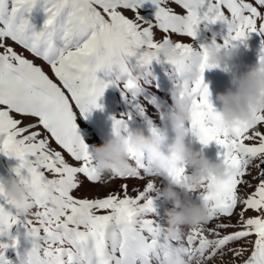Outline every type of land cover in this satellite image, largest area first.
Instances as JSON below:
<instances>
[{
    "label": "snow or ice",
    "instance_id": "6c2138e0",
    "mask_svg": "<svg viewBox=\"0 0 264 264\" xmlns=\"http://www.w3.org/2000/svg\"><path fill=\"white\" fill-rule=\"evenodd\" d=\"M38 3L45 13L39 31L25 16ZM144 3L0 0V154L18 161L12 172L32 189L31 212L21 214L0 182V237L11 242L0 243V264H11L4 250L15 248L21 235L19 228L16 236L11 234L13 226L36 238L44 264H225L226 256H231L230 264H264V109L251 121L224 125L203 78L206 69L220 65L206 62L207 45L196 50L192 43L171 39L180 35L192 41L201 23L220 22L227 28L224 45L245 44L252 33L260 36L257 63H264V0H150L155 7L152 23L137 14ZM129 11L132 18L125 15ZM157 31L162 34L159 40ZM6 40L48 65L55 79ZM169 40L174 51L164 58L173 89L190 107L187 130L203 146L218 145V156L231 168L226 179L209 177L195 191L208 207L207 221L170 239L164 235L165 214L155 204L160 189L156 181L183 187L186 169L157 172L143 154L130 151L132 174H102L75 123L78 116L86 118L102 108L98 100L110 84L122 81L135 99L139 85L129 59L135 57L137 66L147 69L153 60L159 62L158 49ZM53 43L61 48L59 56L49 55ZM101 72L113 78L101 79ZM133 108L112 118L114 132L128 131L134 115H145L144 107ZM25 119L33 122L25 124ZM148 127L156 129L150 120ZM53 141L59 150L51 146ZM114 179L145 183L132 186L135 195L129 194L127 183L102 197L74 195L86 185L109 188ZM242 187L251 191L242 194ZM249 212L253 215H246ZM230 228L234 230L226 231Z\"/></svg>",
    "mask_w": 264,
    "mask_h": 264
},
{
    "label": "clouds",
    "instance_id": "9594fccd",
    "mask_svg": "<svg viewBox=\"0 0 264 264\" xmlns=\"http://www.w3.org/2000/svg\"><path fill=\"white\" fill-rule=\"evenodd\" d=\"M174 46L171 40L162 42L158 49L159 55L169 57L173 54ZM49 55H60L59 44L53 43L48 47ZM239 53V45L229 43H211L207 45L206 62L209 65H221L231 61ZM229 88L218 92L215 101L219 104V117L224 125L233 126L237 122L252 120L253 114L264 109V63H256L244 72L233 71L229 77ZM172 100L171 111L163 113L166 126L149 130L148 134L139 129L128 131H113L100 145L91 147V156L95 166L102 174L113 172L125 175L134 172V165L129 159V152L143 154L147 164L154 171L167 172L177 166L191 169L183 187L171 181H166L159 189V195L169 202L172 207L165 211L164 235L169 239L177 231L192 229L207 221L208 207L191 199V193L197 191L200 185L214 177L217 181L224 180L231 168L222 160L210 161L202 152L196 151L185 143L189 131L185 127L190 118L189 104L182 100L177 91L170 90ZM171 131L170 142L168 132ZM166 147V151L162 150ZM4 191L21 214L31 212L30 193L32 189L17 179L4 181ZM30 244L23 253V259L17 264H44L36 238L22 234Z\"/></svg>",
    "mask_w": 264,
    "mask_h": 264
},
{
    "label": "bare ground",
    "instance_id": "6f19581e",
    "mask_svg": "<svg viewBox=\"0 0 264 264\" xmlns=\"http://www.w3.org/2000/svg\"><path fill=\"white\" fill-rule=\"evenodd\" d=\"M142 5H144L148 9L153 10L155 12V7L150 3L149 0H145V3ZM142 5H140L139 7L142 8ZM154 31H156V30L154 29ZM161 35L162 34L157 31L156 38L159 40ZM260 39H261V37H260ZM242 46L244 47L245 45L242 44ZM28 58H30L31 60H34V61H38V59L34 58L30 53H29ZM249 64L250 63H248V65L242 64L241 69H238L237 67L239 65L236 63L235 66L237 65L236 70H238V71H236L235 69L234 70L237 73L244 72V69L246 70L247 67L249 66ZM150 65H151L150 67L148 66V68L145 69L144 67L137 66L135 57L130 58L129 59V66H130V71H131L132 75L134 77H136V75H138L141 72V78L138 80V81H140L141 85H140V89L137 92L135 99L132 98L130 93L126 92L123 89L122 81L118 82L116 84H110L107 88H105L102 97L98 100V103L100 105H102V108L93 109L91 111V113L88 114L87 117L85 118L87 121L86 127L88 129H90V133H91L90 138H92L93 142L97 146L100 145L102 142L100 141L98 136L92 131L89 123L91 121L98 122L101 127H105L107 130L112 132V118L119 119L122 114H127L130 111H134V108H133L134 105H140V106L144 107L145 115L143 117L138 116V115H134L133 119L131 121H129V124H131V125L141 124L145 127V129L149 130L148 121L150 120L152 122V126H154L156 128H161L163 126L161 123L160 114L163 113V111L165 109H162V108H159L158 110L155 109L154 106L152 104H150V102L142 99L140 95L142 94L143 90H151L152 91V90H155L157 88L155 95H157L158 97H160L163 100H166V101L170 100L171 101V98L169 95L170 90L164 88L162 85L157 84L159 81H161L162 84H167V82L170 81L171 78H170V75L168 73H170L171 69H170L169 65H166V67L161 68L160 64L156 60H153ZM38 66H41L43 68V70L46 72V74H48L51 78L55 79V77L51 73L48 65H46L45 63L43 64L40 61ZM228 74L229 73L227 72V75ZM97 75L99 78L104 79V80H108V79L113 78V77H106L102 72L97 73ZM136 79H137V77H136ZM227 79H228V83L226 84V82H225V84L222 85V87L220 89H216V93L224 92L227 88H229V86H230L229 85V75H228ZM210 85L211 84H209L208 86L210 87ZM216 108H218V110H219V104L217 102H216ZM41 129L42 128H40L38 130L41 131ZM77 129H81L80 136L84 140V142L89 146V150H91V147L94 144H90L84 139V137H86V133H85L83 128H81L80 126H77ZM41 133L44 136L48 135L45 131H42ZM51 146L53 148H56V147L58 148V146L55 145L54 141L51 142ZM193 147L196 148V150H201V152H203V150H204V146L196 138L193 140ZM0 155H1L0 166L2 167V169L0 168V175L2 177H5L7 174L10 173L17 179L15 174L12 172V169L17 166L18 161L15 158L7 157L3 154H0ZM255 175H256V170L252 169V176H255ZM252 176H248V177H246V179L250 180L252 182V184L255 185L257 183V181L253 180ZM156 182H157V185L159 187H162L164 185V183L160 179H157ZM122 183H127L129 185V194L135 195V193L131 191L132 186L133 185H139V186L143 187L145 181L137 180V179H127V180L114 179L109 188H105V187H102L99 185H96V186L86 185L80 191L75 192L74 195L88 196V197H102V196H105L106 195L105 193L108 192L109 190H118L120 184H122ZM248 191H251V189H244L243 187L241 188L242 194L245 192H248ZM155 204H156L157 210H158V205H160V210H158V211L160 212L161 215H164L165 211L172 207V206L168 205V202H166L160 195L156 198ZM13 211H14V209H13ZM237 211H239V208L237 209ZM246 215L251 216V215H253V213L249 212ZM234 219H235V217H233V220ZM214 222L215 221H213V223ZM162 223L164 225V217H163ZM18 228H19V232L21 233V235H19L17 237L18 243H17L16 247L15 248L9 247V248L4 250V255L9 261H11V264H17V261H18L17 253H19L21 256H23V253L18 252V250L25 243V240H24L23 235H22V233L24 232V228L19 227V226H13V228L11 229V234L13 236H16ZM233 230L234 229L230 228V229H227L226 231L230 232ZM0 243H9L10 244L7 237H0ZM26 245H27V248L30 247L29 243H27ZM231 259H232L231 256H226L224 258L225 264H230ZM213 264H216V262L214 261Z\"/></svg>",
    "mask_w": 264,
    "mask_h": 264
},
{
    "label": "rangeland",
    "instance_id": "374dc122",
    "mask_svg": "<svg viewBox=\"0 0 264 264\" xmlns=\"http://www.w3.org/2000/svg\"><path fill=\"white\" fill-rule=\"evenodd\" d=\"M246 2H254V0H246ZM171 7H173L175 9V11H177V12L180 11V9L177 8L175 5H171ZM225 12H226V10H225ZM154 13L155 12L153 10L148 9L144 5H142V8H140V7L137 8V14L139 15V17L145 23L154 22V18H153ZM226 14H228V13L226 12ZM125 15L128 16L129 18L133 17V13L131 11L126 12ZM25 16H26V18L29 19V21L33 25L34 29L39 31L40 28L42 27L43 21L45 19V13H44L42 7L40 6V4L38 3L37 5H35L33 7V9L31 10V12L25 13ZM171 39L174 42L192 43L193 47L196 50H199L201 45H209V44H211L213 42V40H215L217 43H222V40H223V38H220V37H218L216 35L208 34L206 28L203 26L202 23L198 27L197 35H196L194 40L191 41L190 38H187V37H184V36H180V35H172ZM260 41H261L260 37L259 38H253L252 35L250 34L249 37L247 38V40L245 41L244 45H246V46L242 47V49L241 48L239 49L238 55L231 60L232 62L231 61H227L226 63L221 64L220 67L221 68L225 67L226 71L231 75V72H233V71H235L237 69L235 67V64L236 63L238 64V62H242L243 63V61H244L246 63V65H248V63H250L249 66L256 64L258 62V56L253 58L252 57V52L255 51V50H257L259 52L260 47H261ZM5 43L11 45L13 47V49L18 54H21L25 58L31 60L30 58H28L29 52L27 50L23 49L21 46L16 45L14 42H12L10 40H6ZM40 61L41 60L38 59V61H34V63L39 65ZM42 63L44 64V62H42ZM158 63L160 64L161 68H164V67H166V65H168L165 62L164 56H162V55H159V62ZM150 66L151 65H149V67ZM248 67H247V69H248ZM246 70L244 69V71H246ZM236 71H238V70H236ZM228 75L226 76L225 80L221 84H217V85L214 84V85H210V87H209V90H210V93H211L210 100H211V103H212V105L214 106V108L216 110H218V108H216V101H215V96L217 94L216 93V89H220L222 87V85L225 84V82H226V84L228 83V79H227ZM230 75H229V77H230ZM170 81L173 83L172 79H170ZM17 118H20V117H17ZM85 120H86L85 117L78 116L77 119L75 120V123H76L77 126H80V127H82L84 129V131L86 133V137H84V139L88 143L96 145L93 142L92 138H90L91 137L90 129H88L86 127L87 126V121H85ZM30 122H33V121L31 119H25L24 120L25 124L30 123ZM42 131H44V130L41 129L40 132H42ZM0 159H1V155H0ZM0 168L2 169L1 166H0ZM5 177H2L0 175V182H4V181H6L8 179H16L10 173L7 174ZM105 194H107V192ZM158 210H160V205H158Z\"/></svg>",
    "mask_w": 264,
    "mask_h": 264
}]
</instances>
